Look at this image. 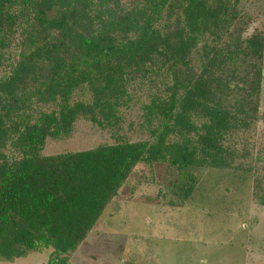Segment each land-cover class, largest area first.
I'll use <instances>...</instances> for the list:
<instances>
[{"label":"trees","instance_id":"trees-1","mask_svg":"<svg viewBox=\"0 0 264 264\" xmlns=\"http://www.w3.org/2000/svg\"><path fill=\"white\" fill-rule=\"evenodd\" d=\"M237 2L0 0V259L48 248L49 264H67L141 161L175 166L184 200L193 168H234L226 140L256 117L264 72H239L261 59V35L223 36ZM144 86L150 139L41 154L80 116L115 125Z\"/></svg>","mask_w":264,"mask_h":264},{"label":"rangeland","instance_id":"rangeland-1","mask_svg":"<svg viewBox=\"0 0 264 264\" xmlns=\"http://www.w3.org/2000/svg\"><path fill=\"white\" fill-rule=\"evenodd\" d=\"M236 8L238 18L223 36L263 37L261 59H240L241 76L250 77L253 64L256 68L264 64V0H238ZM18 51L19 46L11 48L14 54ZM148 88L120 107L115 125L99 126L80 116L67 135L47 138L41 154L150 139L144 121ZM254 97L258 109L251 125L226 140L234 155L233 169L191 168L197 183L184 200L179 185L186 178L175 166L163 161L137 163L86 238L68 255L67 264H264V72ZM75 98L91 99L90 93H77ZM6 152L19 156L9 147ZM49 254L44 248L10 261L0 259V264H49Z\"/></svg>","mask_w":264,"mask_h":264}]
</instances>
